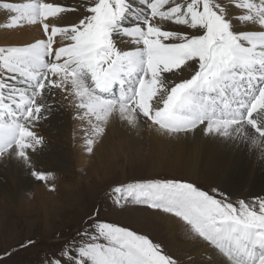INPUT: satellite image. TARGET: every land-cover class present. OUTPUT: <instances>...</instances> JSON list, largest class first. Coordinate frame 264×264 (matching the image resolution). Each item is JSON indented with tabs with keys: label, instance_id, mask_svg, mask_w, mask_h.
<instances>
[{
	"label": "snow or ice",
	"instance_id": "1",
	"mask_svg": "<svg viewBox=\"0 0 264 264\" xmlns=\"http://www.w3.org/2000/svg\"><path fill=\"white\" fill-rule=\"evenodd\" d=\"M0 10V28L40 25L45 34L0 46V158L15 156L36 179H54L31 153L44 143L34 129L55 89L93 125L89 154L115 117L132 127L150 121L168 138L238 141L264 158V0H0ZM69 12L76 21L61 24ZM111 193L116 206L186 226L226 264H264V198L233 201L217 187L165 177H132ZM77 236L49 264H179L149 232L99 211Z\"/></svg>",
	"mask_w": 264,
	"mask_h": 264
},
{
	"label": "rangeland",
	"instance_id": "2",
	"mask_svg": "<svg viewBox=\"0 0 264 264\" xmlns=\"http://www.w3.org/2000/svg\"><path fill=\"white\" fill-rule=\"evenodd\" d=\"M76 2L77 0L71 2L63 0V4L66 5H73ZM39 27L40 25H29L23 30H9L8 34L14 36V42L17 40L21 42L30 40L34 30L41 31L40 37H45V34ZM2 42L3 45L14 43L11 40V36L5 37L2 39ZM60 93L63 95L64 91L55 89L54 95H49L47 98V102L51 105L50 112L46 119L39 122V126L35 127L37 134L39 136L42 135L44 143L42 146H37L36 151L31 153V159L35 167L41 171L51 173L54 179L42 182L32 175V169L30 168L29 173L31 177L37 184L43 186L41 187L43 190L37 192L35 189H28L26 197L24 200H21L19 205L1 191L0 264H49L50 261L60 258L61 247L66 242L71 241L73 237L78 239L77 233L85 226L88 217L96 215L97 211H99L102 219L109 222H119L127 224L134 229L149 232L152 238L160 242L167 252L178 260L179 264L190 262L187 255L180 254L176 245L170 243L169 237L164 233L163 223H161L160 228L155 226L157 221L159 223L161 219H168L169 216L139 205L119 207L113 203L111 198V188L117 182L126 181L132 177L188 179L171 169L160 167V152L162 154L163 151L160 146L156 145L157 140L148 131V133L146 132V136H143V139L138 140L139 146L136 145L133 149L135 159L130 163L126 156V147L124 146L129 140L118 136L113 141L115 137L110 134L111 129L108 128V124L105 132L107 133L106 137L104 138V135L97 142L99 158L95 153L97 152L95 147L93 153L89 154L87 146H82V142H86L92 132H87V135L84 134V136H88L87 138L76 142L75 130L78 127L74 125L76 127L74 130L72 126V135H70L74 141L71 142L72 145L69 147L72 164L70 168L63 169L58 164L60 159L56 154L64 145L59 142L62 141L60 133H64L62 124H60L59 129L54 128L49 133L51 136H46L41 130L42 126L50 124L52 107L58 103L56 100L61 102L59 99ZM80 117H78V120L82 121V128L83 125H87L89 119L87 117H85L86 120L84 118L80 119ZM36 128L41 130L42 134ZM83 131L86 132L87 128ZM131 139H134V136ZM118 141L123 143V145L118 146ZM103 142H106V144H103ZM112 143L114 149L111 148ZM59 144L62 146L60 147ZM102 145H106L107 148L104 150ZM164 148L170 149L169 146H164ZM104 165L108 166V169H105ZM245 170L247 171V169ZM222 173H225L226 177L223 187L203 177L192 182L198 183L203 188L217 187L221 191H224L233 201L263 198V195L252 197H238L237 194L234 195L231 190L239 186L240 181L243 179L242 175L232 168L226 171L222 170ZM78 177H82V180L77 184ZM0 181L6 182L1 172ZM52 185L55 186L54 191L50 190ZM130 209H139V211L128 213L127 210ZM181 234L184 239L195 240V238H191L186 233ZM29 240L33 243L29 244Z\"/></svg>",
	"mask_w": 264,
	"mask_h": 264
},
{
	"label": "bare ground",
	"instance_id": "3",
	"mask_svg": "<svg viewBox=\"0 0 264 264\" xmlns=\"http://www.w3.org/2000/svg\"><path fill=\"white\" fill-rule=\"evenodd\" d=\"M64 1L71 2L74 0ZM60 2L63 3V0H60ZM77 17V13L69 12L60 23L71 24L76 21ZM4 22H6L5 15L3 11L0 10V23ZM39 28H41V26ZM8 33L9 30L0 28V46L3 45L2 39L7 36H11V40L14 42V36ZM40 36L41 31L34 30L32 37L28 41H34ZM56 39L59 40L60 37L58 36ZM18 41L21 42L17 40L14 43ZM125 47H131V45H125ZM63 95L61 93L59 94L61 102L56 100L58 103L52 107V118L49 120L50 124L42 126L41 130L46 136H51L49 133H51L54 128L59 129L60 124H62L64 133H60V139H62V141L59 142L64 145L56 154L60 159L58 164H60L63 169H68L72 164V156L69 148L72 145L71 142L74 141L71 136L72 126L74 130L76 128L74 125L78 127V129L75 130V141L79 142L88 137L84 136V134L92 132L93 125L91 124L90 126L89 121H87V125L85 124L81 128L82 121L78 120V117L82 116L83 111L76 106V100L72 95L67 92H64ZM86 128L87 131H83ZM108 128L112 130H110V134L115 137L113 141L116 140L118 136L129 140L124 146L126 147V156L130 163L135 159L133 149L136 145L139 146L138 140L143 139V136H146L149 132L153 138L157 140L156 145L160 146L163 151L162 154L160 152V167L171 169L190 181H196L199 180L200 177H203L222 187L226 182L225 173H222V170L226 171L229 168L236 169V171L242 175L243 179L240 181L239 186L232 188L231 192L234 195L237 194L238 197L263 195L264 198V158H262L260 152L249 151L246 145L238 141H230L223 137L204 135L199 132H197L195 137L189 135L187 137L182 136L178 139L168 138L159 135L155 130L156 126L149 121H141L139 126L132 127L129 126L126 121L115 117L108 122ZM41 130L37 129L39 133L42 132ZM106 135L107 133H105L104 138ZM132 136H134V139H131ZM117 143L118 146L123 145L120 141ZM61 144H59L60 147L62 146ZM103 144H106V142H103ZM82 146H87V143L82 142ZM102 146L104 150L107 148L106 145ZM164 146H169L170 149H166ZM95 148L97 150L95 153L99 158L98 144H96ZM111 148L114 149L113 143ZM104 167L108 169V166L106 167L104 165ZM245 169H247V171ZM0 172L6 180V182L0 181V195L1 191L4 192L13 202L18 203V205L21 200H24L26 197L28 189H35L37 192L43 190L41 188L43 186L37 184L31 177L29 173L30 166L25 165L20 159L13 155H6L0 158ZM81 180L82 177H78L76 183L78 184ZM127 211L128 213H136L139 209H130ZM156 223L155 226L158 228H160L162 225L161 223H163L164 233L169 237L170 243L176 245L180 254L183 253L189 257L190 262H185L186 264H226L225 258L218 251L207 246L202 240L198 239L189 228L176 220L169 217L168 219H161L159 223L158 221ZM181 233H186L191 236V238H195V240L184 239Z\"/></svg>",
	"mask_w": 264,
	"mask_h": 264
}]
</instances>
